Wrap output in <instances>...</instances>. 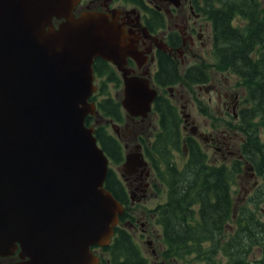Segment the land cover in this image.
Masks as SVG:
<instances>
[{
	"label": "water",
	"instance_id": "1",
	"mask_svg": "<svg viewBox=\"0 0 264 264\" xmlns=\"http://www.w3.org/2000/svg\"><path fill=\"white\" fill-rule=\"evenodd\" d=\"M76 1L0 0V255L18 252L14 264H97L91 246L110 242L123 210L86 124L99 114L95 59L123 71L130 115L147 116L157 95L124 67L136 49L125 28L97 12L76 17Z\"/></svg>",
	"mask_w": 264,
	"mask_h": 264
},
{
	"label": "flooded vegetation",
	"instance_id": "2",
	"mask_svg": "<svg viewBox=\"0 0 264 264\" xmlns=\"http://www.w3.org/2000/svg\"><path fill=\"white\" fill-rule=\"evenodd\" d=\"M84 12L101 13L125 28L128 40L136 48L126 58L127 73L146 78L157 90L145 117L130 115L125 110L117 117H100L104 139L107 142L110 137L113 143L110 146L107 142L113 152V156L109 155V190L123 210L110 242L92 244L93 255L97 264H185L182 258L170 254L156 212L159 205L169 200L173 188L159 167L162 154L158 142L165 140L167 133H161L168 123L163 120L162 104L158 106V102L169 100L178 111L180 149L185 151V159L190 152L185 137L204 148L211 164L232 165L235 159L242 158L237 152L230 163L210 161L209 150L229 151L233 136L224 128L219 131L218 126L226 124L225 120L230 125L234 119L237 121L243 95L232 89L235 82L230 80L236 81V74L218 67L222 47L216 22L230 16V26L239 29L242 15L264 14V0H77L72 13L78 17ZM63 20L54 19V23L58 26ZM96 62L94 93L100 91L105 80L115 78L122 84L114 82L112 87L106 86V93L114 94L115 86L124 83L123 71L104 58H96ZM194 108L199 112L198 117L192 114ZM261 138L264 149V130ZM171 153L182 167L179 151ZM127 155L132 159L128 166L124 164ZM19 260L18 252L0 255V264Z\"/></svg>",
	"mask_w": 264,
	"mask_h": 264
},
{
	"label": "trees",
	"instance_id": "3",
	"mask_svg": "<svg viewBox=\"0 0 264 264\" xmlns=\"http://www.w3.org/2000/svg\"><path fill=\"white\" fill-rule=\"evenodd\" d=\"M229 17H226L228 21L219 18L216 22L222 47L218 53L221 56L218 67L231 69L236 74L234 87L243 94L239 117L228 130L239 134L242 158L235 159L232 165L211 164L204 148L185 137L190 152L179 167L171 153L178 150L185 156V151L180 149L178 111L169 100L158 102V106L162 104L163 120L168 123L161 133H167L165 140L158 142L162 154L159 167L163 178L173 188L169 200L159 205L156 212L170 254L179 256L185 263L264 264V149L261 138L264 130V14L242 15L239 29L230 26ZM94 67L98 69L97 62ZM104 82L92 99L97 101L105 116L117 117L124 110L120 99L123 85L115 86L114 94L106 93V86L109 82L122 84V81L112 78ZM97 120L88 115L86 123L91 125ZM95 127L101 146L113 156L107 145L108 142L112 146V140L107 136L105 141L103 126L97 123ZM245 166H253L260 181H254L253 193L239 203L234 198L233 188L240 177L245 176ZM110 176L111 171L106 180L108 189Z\"/></svg>",
	"mask_w": 264,
	"mask_h": 264
},
{
	"label": "rangeland",
	"instance_id": "4",
	"mask_svg": "<svg viewBox=\"0 0 264 264\" xmlns=\"http://www.w3.org/2000/svg\"><path fill=\"white\" fill-rule=\"evenodd\" d=\"M233 83L236 82L234 78H232ZM110 87H112V84L109 82ZM232 89L239 91L240 89H237L236 87H232ZM193 116H199V112L194 108L192 111ZM201 122L203 121V118L200 117ZM226 124L222 125L221 127L218 126V130H222V128H224L226 131L229 130V123L230 121L225 120ZM203 129V128H202ZM217 133H221V132H217ZM230 133L233 138H231V147L229 148V151H218L217 153L210 151L209 150V155H210V161L214 162V163H230L232 162L233 158L235 157V155L237 154V151L239 150V136L236 135V131H231L228 132ZM178 154V152L176 153V155ZM179 160H183V162L185 161L184 156H182V154L178 155ZM246 168V167H245ZM254 181H256L255 179V175L251 174L250 170H246L245 171V176L241 179H239V181L237 182V184L234 186L233 188V194H234V198L239 202L242 203L243 201H246L247 197L253 193L254 191V186L253 183ZM195 262H189V263H185V264H194Z\"/></svg>",
	"mask_w": 264,
	"mask_h": 264
}]
</instances>
